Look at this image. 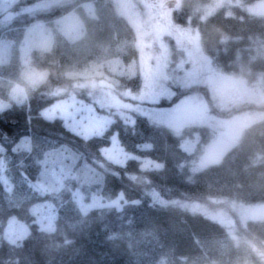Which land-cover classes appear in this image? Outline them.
<instances>
[{"label": "trees", "instance_id": "1", "mask_svg": "<svg viewBox=\"0 0 264 264\" xmlns=\"http://www.w3.org/2000/svg\"><path fill=\"white\" fill-rule=\"evenodd\" d=\"M86 1L111 8L114 5V0H18L9 11L10 24L29 26L43 21L52 25ZM190 16L184 10L175 14V20L188 22ZM121 22L122 33L115 40L110 38L106 24L98 27V38L90 44L94 49L90 55L92 60L102 62L111 57L128 60L138 53L134 31L125 20ZM226 22H199L208 50L227 31L245 38L259 35L264 41V19ZM220 24L222 31L218 30ZM60 42L51 50L37 49L32 53V65L48 72L44 83L28 90L26 103L0 112V144L7 152L6 176L12 184L8 192L0 179V264H264V221L239 226L237 235L232 236L227 228L206 216L177 205L158 204L152 195L155 192L167 201L206 205H212L214 200L264 204V120L248 126L221 163L203 170H197V165L209 137V129L205 127H187L181 135H176L169 127L139 115L133 126L118 120L102 138L85 140L69 131L61 119L51 121L42 116L56 100L73 91H84L78 85L80 78L71 75L83 73L86 63L83 48L80 53L74 51L75 45L68 49ZM215 57L227 66L228 56L225 60L223 56ZM18 65L15 62L12 67H0V76L16 79ZM259 65L264 66V61ZM218 76L219 80L223 78ZM195 92L205 96L217 116L264 110V106L256 104L246 106L243 100L239 107L224 113L216 110L208 92L197 88L179 90L171 102L166 100L158 105H173L178 98ZM115 133L126 152L150 159L161 168L143 170L137 160L128 161L125 167L105 161L101 150L109 145ZM198 133L203 140L189 154L182 149V142ZM24 137L32 140L31 153L17 160L10 159L12 150ZM64 146L105 173L103 185L82 186L87 200L93 192L100 191L105 202L123 195L127 203L121 209L107 206L84 213L73 199L74 181H68L57 194H41L32 182L40 174L46 154ZM40 201L55 204L59 209L53 232L41 230L33 223L30 208ZM13 217L30 225L29 236L18 246L4 237Z\"/></svg>", "mask_w": 264, "mask_h": 264}, {"label": "rangeland", "instance_id": "2", "mask_svg": "<svg viewBox=\"0 0 264 264\" xmlns=\"http://www.w3.org/2000/svg\"><path fill=\"white\" fill-rule=\"evenodd\" d=\"M17 1L0 0V67L19 63L16 79L0 76V112L26 103L28 90L44 83L48 72L32 65V53L37 49L51 50L60 40L68 49L75 45L74 51L81 53L83 48L86 62L83 73L71 75L80 78L78 85L84 91H73L56 100L42 116L51 121L61 119L69 131L85 140L102 138L118 120L133 126L139 115L169 127L176 135H181L187 127H205L209 129V137L197 165V170H203L221 163L239 143L244 130L264 120V110L217 116L205 96L198 92L180 97L170 106L158 105L166 100L171 102L179 90L197 88L208 92L216 110L224 113L239 107L243 100L246 106L263 107L264 66L260 67L259 62L264 61V41L259 35L245 38L232 35V31L222 32L214 45L210 43L209 50L223 59L228 56L226 66L209 52L199 22L222 20L226 24L229 19L240 23L264 19V0L253 3L246 0H114L112 8L86 1L52 25L37 21L29 26H13L9 11ZM184 10L191 16L188 22L180 19L178 23L175 14ZM122 20L134 31L138 53L128 60L120 57L102 62L92 60L90 55L94 49L90 44L98 38V27L106 24L110 38L115 40L122 33ZM221 28L222 25L218 30L222 31ZM230 66L233 68L229 69ZM218 75H223L224 81ZM201 140L203 137L195 134L182 142V149L192 154ZM32 147L31 138L24 137L9 157L17 160L21 155L30 154ZM101 154L105 161L118 167L137 160L143 170L161 168L150 159L126 152L117 133ZM6 155V149L0 144V179L10 192L12 184L6 176L9 164V159L4 161ZM68 181L76 183L73 199L84 213L107 206L121 209L127 203L123 195L105 202L100 191L93 192L87 200L82 186L103 185L105 173L65 146L46 154L42 170L32 184L45 195L59 193ZM152 195L158 204L177 205L206 216L227 228L232 236L237 235L239 226L264 221V204L214 200L212 205L219 207L214 208L199 202L167 201L155 192ZM58 210L50 202H37L30 208L33 223L41 230L53 232ZM29 234V223L16 217L9 220L4 231L5 239L14 246Z\"/></svg>", "mask_w": 264, "mask_h": 264}]
</instances>
